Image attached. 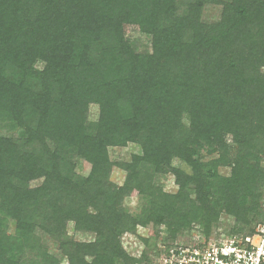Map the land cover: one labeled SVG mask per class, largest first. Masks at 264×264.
<instances>
[{
    "label": "trees",
    "instance_id": "obj_1",
    "mask_svg": "<svg viewBox=\"0 0 264 264\" xmlns=\"http://www.w3.org/2000/svg\"><path fill=\"white\" fill-rule=\"evenodd\" d=\"M228 219L264 224V0H0V264H156Z\"/></svg>",
    "mask_w": 264,
    "mask_h": 264
},
{
    "label": "built area",
    "instance_id": "obj_2",
    "mask_svg": "<svg viewBox=\"0 0 264 264\" xmlns=\"http://www.w3.org/2000/svg\"><path fill=\"white\" fill-rule=\"evenodd\" d=\"M161 250L156 264H264V224L254 235L207 238L197 231L174 246H161Z\"/></svg>",
    "mask_w": 264,
    "mask_h": 264
},
{
    "label": "rangeland",
    "instance_id": "obj_3",
    "mask_svg": "<svg viewBox=\"0 0 264 264\" xmlns=\"http://www.w3.org/2000/svg\"><path fill=\"white\" fill-rule=\"evenodd\" d=\"M130 36L132 37V39L137 43V45L139 46V49L141 51H150L151 50V44H150V40L149 38L145 37L144 35H140V34H130ZM98 114V109L96 107H92L91 109V117L92 119H96ZM140 148L139 146L136 145H129L127 148H111L110 149V156L112 161L114 162H129L131 160V157L133 154H137L140 153ZM176 165H178V163H176ZM90 169L91 167L83 160H78L77 161V172L80 175L83 176H87L90 173ZM126 172H124L123 170L119 169V168H114L112 175H111V182L114 183L115 185H119L122 186L124 184V181L126 179ZM159 184H161L164 189L166 190V192L169 193H174L177 191V187L174 183V177L173 176H165L159 179ZM126 207L128 210L132 211L133 213H138V206L137 205V200L135 197L130 198L127 200L126 202ZM226 221V220H225ZM232 220L228 219L226 224L221 225L220 228H218L216 230L217 234H224L225 233V228L226 226H229V224H232ZM262 224V223H261ZM260 226V225H259ZM259 226H257L256 228H258ZM195 231L197 232V228L195 229ZM194 230L191 232V235H194L196 232ZM68 232H69V236L72 237L73 239H75L76 241H81V242H90L94 240V236L92 234H84V233H79L74 229V225L72 223H70L68 225ZM140 234L145 235L146 232L145 230H140ZM43 241L44 243L50 248L51 252L57 256L60 257V253L58 250V245L51 240L48 236H43ZM124 244L126 246V244H130L133 246L132 240L130 238H125L124 239ZM136 250V248H135ZM152 257L151 259H153L152 261L155 260L156 262V258ZM62 264H68L67 260L65 258L62 259Z\"/></svg>",
    "mask_w": 264,
    "mask_h": 264
}]
</instances>
